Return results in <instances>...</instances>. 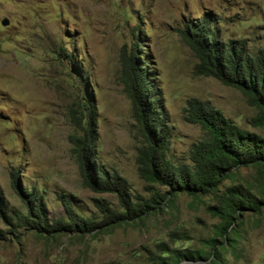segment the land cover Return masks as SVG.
I'll use <instances>...</instances> for the list:
<instances>
[{
    "label": "rangeland",
    "instance_id": "obj_1",
    "mask_svg": "<svg viewBox=\"0 0 264 264\" xmlns=\"http://www.w3.org/2000/svg\"><path fill=\"white\" fill-rule=\"evenodd\" d=\"M203 17L224 43L243 40L252 52L264 47V0H0V195L7 212L0 214V264H148L146 253L159 242L208 255L203 240L223 242L210 208L226 189L242 184L264 201L258 166L234 167L207 196L177 194L164 202L167 188L138 173L144 137L120 79L122 52L134 46L171 132L172 164H190L192 146L206 137L187 120L195 100L264 138L242 91L198 73L200 60L182 33ZM86 134L95 165L126 182L132 203L155 208L90 234L18 228L11 213L26 207L14 174L24 194L34 188L42 197L50 221L66 217L63 198L84 218L102 219L96 201L123 211L115 193L92 191L80 173L71 138ZM235 228L230 242L217 246L216 264H264V207L244 212Z\"/></svg>",
    "mask_w": 264,
    "mask_h": 264
},
{
    "label": "trees",
    "instance_id": "obj_2",
    "mask_svg": "<svg viewBox=\"0 0 264 264\" xmlns=\"http://www.w3.org/2000/svg\"><path fill=\"white\" fill-rule=\"evenodd\" d=\"M182 37L200 60L197 64L198 73L242 91L250 106L256 109L257 115L253 118L255 126L264 129V47L252 52L243 40L222 42L207 17L197 23H190ZM136 55V46L130 53L126 50L122 52L120 79L132 101L133 115L144 137V145L138 149L136 157L138 173L148 183H159L167 188L164 195L160 196L163 202L177 194L207 196L218 189L234 167L258 166L264 175V138L238 127L220 112L207 107V103L198 100L191 102L187 120L199 123L206 130V137L192 146L190 164H172L167 158L171 132L160 115L159 102L151 91L148 73L139 67ZM71 139L80 173L88 188L96 193H115L123 211H116L96 201L102 219L84 218L63 196L61 203L67 218L50 221L42 197L37 195L34 188L24 194L20 189L19 175L14 174L13 188L20 195L23 194L21 200L26 207L25 213H11L18 228L27 227L47 235L73 231L90 234L148 216L149 210L155 208L151 202L132 203L126 182L118 174L109 175L95 165L88 135L72 136ZM263 207L264 201L252 195L248 188L242 184L234 185L226 189L219 205L210 208L212 215L221 220L218 234L223 242L217 239L203 240L204 246L210 250L208 255L204 254L203 249H176L159 242L155 250L147 251V263L205 264L210 261L216 264L221 259L217 246H222L224 241L230 242L229 233L236 231L235 226L240 225L243 213H259ZM0 214L4 217L7 214L1 195ZM8 219L12 223V217ZM170 239L187 240L175 234Z\"/></svg>",
    "mask_w": 264,
    "mask_h": 264
},
{
    "label": "water",
    "instance_id": "obj_3",
    "mask_svg": "<svg viewBox=\"0 0 264 264\" xmlns=\"http://www.w3.org/2000/svg\"><path fill=\"white\" fill-rule=\"evenodd\" d=\"M3 25H6L5 21L3 22ZM195 263H197V262H195ZM182 264H191V263L190 262H183Z\"/></svg>",
    "mask_w": 264,
    "mask_h": 264
}]
</instances>
